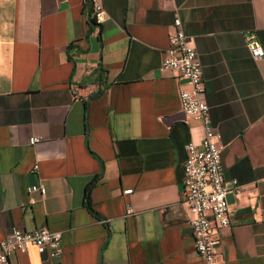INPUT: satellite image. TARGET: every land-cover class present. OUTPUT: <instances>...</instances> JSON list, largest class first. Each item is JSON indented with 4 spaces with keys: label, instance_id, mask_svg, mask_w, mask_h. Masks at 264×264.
Listing matches in <instances>:
<instances>
[{
    "label": "crops",
    "instance_id": "obj_1",
    "mask_svg": "<svg viewBox=\"0 0 264 264\" xmlns=\"http://www.w3.org/2000/svg\"><path fill=\"white\" fill-rule=\"evenodd\" d=\"M98 2L99 25L85 0H0V241L46 228L62 249L50 260L29 245L9 264H203L181 182L203 128L180 110L184 81L159 71L175 17L238 186L218 264H264V57L245 46L253 35L264 50V0Z\"/></svg>",
    "mask_w": 264,
    "mask_h": 264
},
{
    "label": "built area",
    "instance_id": "obj_2",
    "mask_svg": "<svg viewBox=\"0 0 264 264\" xmlns=\"http://www.w3.org/2000/svg\"><path fill=\"white\" fill-rule=\"evenodd\" d=\"M171 1V0H170ZM89 17L97 25L106 20V15L98 0H85ZM169 47L166 49L159 71L171 72L184 81V88L179 91L180 110L188 117L201 123L203 134L199 142L190 141L185 145V159L182 165L183 203L190 219L188 221L193 248L203 264H218L217 249L218 229L231 226L227 195L237 193L235 182L228 186L224 181L221 155L223 146L220 134L211 125L209 108L205 100V86L202 80V68L198 60L194 43L182 31L180 20L172 21L168 36ZM246 49L254 61L264 57V50L259 41L249 35ZM41 137H30L29 145H36ZM37 166H34V170ZM28 193L45 195V188L32 185ZM123 191V195L131 194ZM131 212V211H129ZM33 245L38 254L47 253L48 259L56 260L62 255L61 234L46 228L23 231L13 229L0 241V264H9V255L14 252L25 253Z\"/></svg>",
    "mask_w": 264,
    "mask_h": 264
},
{
    "label": "trees",
    "instance_id": "obj_3",
    "mask_svg": "<svg viewBox=\"0 0 264 264\" xmlns=\"http://www.w3.org/2000/svg\"><path fill=\"white\" fill-rule=\"evenodd\" d=\"M92 184H90L86 190V195H85V204L86 206H89V189L91 187Z\"/></svg>",
    "mask_w": 264,
    "mask_h": 264
}]
</instances>
